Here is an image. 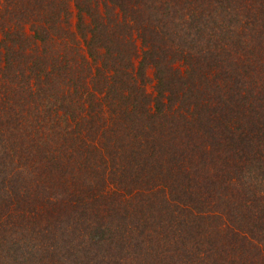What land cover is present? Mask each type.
Masks as SVG:
<instances>
[{"label":"trees","instance_id":"16d2710c","mask_svg":"<svg viewBox=\"0 0 264 264\" xmlns=\"http://www.w3.org/2000/svg\"><path fill=\"white\" fill-rule=\"evenodd\" d=\"M0 264H264V0H0Z\"/></svg>","mask_w":264,"mask_h":264},{"label":"rangeland","instance_id":"374dc122","mask_svg":"<svg viewBox=\"0 0 264 264\" xmlns=\"http://www.w3.org/2000/svg\"><path fill=\"white\" fill-rule=\"evenodd\" d=\"M75 22L74 16L70 19V23L73 25V23Z\"/></svg>","mask_w":264,"mask_h":264}]
</instances>
